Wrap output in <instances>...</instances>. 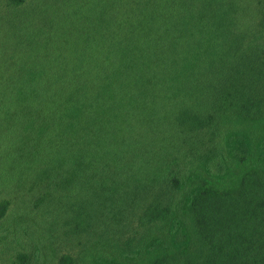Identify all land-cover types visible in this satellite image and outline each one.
Returning <instances> with one entry per match:
<instances>
[{"label":"trees","instance_id":"16d2710c","mask_svg":"<svg viewBox=\"0 0 264 264\" xmlns=\"http://www.w3.org/2000/svg\"><path fill=\"white\" fill-rule=\"evenodd\" d=\"M25 7L0 28V75L26 57L0 88V264H264V0L0 20Z\"/></svg>","mask_w":264,"mask_h":264},{"label":"rangeland","instance_id":"374dc122","mask_svg":"<svg viewBox=\"0 0 264 264\" xmlns=\"http://www.w3.org/2000/svg\"><path fill=\"white\" fill-rule=\"evenodd\" d=\"M12 13L13 14L9 18L0 20V28L7 24H11V26L13 24L16 26L17 24L23 23L26 25V7L22 12L17 9H13ZM6 45H9V47L11 46L10 43ZM2 47H4V43L1 41L0 48ZM13 63V67L22 69L21 72L15 70V72L6 73L5 76L0 75V88L10 87L13 89L15 87H26V57L15 58ZM0 65H2V61H0ZM6 142L7 141H4L0 144L1 151H5L4 149H7V145L5 144ZM3 198L11 199L12 195L8 187L0 186V200ZM12 204L13 202H11V205Z\"/></svg>","mask_w":264,"mask_h":264}]
</instances>
